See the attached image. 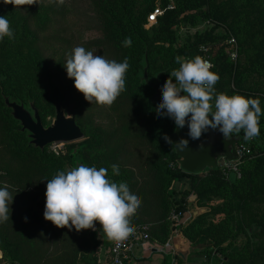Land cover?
<instances>
[{"label": "trees", "instance_id": "1", "mask_svg": "<svg viewBox=\"0 0 264 264\" xmlns=\"http://www.w3.org/2000/svg\"><path fill=\"white\" fill-rule=\"evenodd\" d=\"M94 1L105 31V37L100 41L103 49L101 55L107 60L117 62L123 61L126 57L129 64L125 74L124 90L112 104L116 116L107 129L101 125H94L91 119L82 116L88 104L78 96L75 98L78 106L74 113L86 138L67 144L65 152L59 154L49 151L47 147L43 150L36 148L30 144L28 132L21 131L20 122L14 119L11 110L5 106L3 95H9L17 101H23V97L18 87L11 84L13 78L6 74L4 64L0 63V170L14 176L15 167H20L26 174L18 184L32 196V201H25L23 195L13 199L12 204H9L10 219L0 224V247L7 260L6 264H99L100 244L96 241L97 233H91L93 237L91 240L89 229L77 232L74 228H58L50 221H46L43 216L45 192L42 191L43 196L36 200L33 191L46 190L47 179L52 178L58 171H66L65 167L73 166L79 157L89 166L107 169V178L118 183L126 182L131 190L139 194L141 203L131 217V223L133 228L146 226L150 239L160 243L168 240L173 228L171 215L184 214L188 210V197L194 194L196 205L203 211L189 220L182 227V232L192 244L196 243L194 245L198 249L196 252L204 254L203 264H210L215 252L221 256L220 262L216 264H264L261 259L264 244L262 246L260 242L246 243L244 248L238 251L224 252L221 247L214 249L212 247V244L221 246L227 242L231 234L235 232L237 235L241 228L251 225V220L260 227L261 235L264 233V208L261 210V205L257 203L259 200L264 202V115L259 117V136L251 141H245L243 130L238 133L242 135V139L236 147L242 150L244 156V159L239 161L241 172L239 178L231 179L222 168L203 175H192L180 170L174 145L163 140L165 134L168 136L173 132L175 125L171 119L157 115L155 111L157 105L150 103L153 90L141 82L145 52L151 75L153 59L162 52V46L166 49L165 44H172L167 47L170 51L169 60L163 67L158 66V70H155V74L162 72V79L165 81V75L179 67L175 57L189 54L190 49L194 47L189 43L190 39L178 49L173 47L176 33L173 26L177 23L179 10L167 9L163 16H158L157 24L151 33L145 29L144 24L145 19L159 8L154 2L146 1V10L140 11L138 0ZM196 1L184 0L182 5L184 9L194 8ZM198 1L202 4L208 2L213 7L220 3L225 10L229 9L235 14L236 21L243 24L242 38H238L241 41L240 45L243 42L248 52L252 53L253 50L255 53L260 45H263L264 32L262 34V31H258L259 27H264V17L261 16V10L264 8L262 0ZM43 9L45 11V7ZM33 11L31 8L22 25L25 32L31 29ZM56 11L63 12L61 8ZM141 13L144 14L142 19ZM214 19L218 20L215 14ZM210 33L200 35L201 39L207 40L206 36L211 35ZM126 37L131 38V47L122 45ZM37 39L35 34L34 36L26 34L11 40L5 37L0 41V55L9 53L16 46H27ZM204 56L203 53L200 57L204 59ZM165 57L166 55L163 56ZM225 59H228L227 53L224 49H219L211 61L221 63ZM227 66L230 73L234 71L239 76L235 93L258 98L254 96L255 87L243 86L247 77L245 74L240 75L241 64L237 63L235 66L231 63L224 65L222 69ZM58 77L60 85L66 86L59 85L56 99L65 105L72 101L69 95L67 97V90L70 86L74 88V82L63 84L60 82L61 76ZM7 86L9 91L6 89ZM215 93L216 91L213 96ZM37 108L42 118V110ZM261 108L264 111V107ZM87 127L91 131L89 135L86 133ZM123 129H126L125 137L122 135ZM102 145L105 146L104 149H101ZM113 164L119 165V175L113 173ZM185 179L188 181L187 187H182L181 182ZM216 198L222 199L223 202L214 205ZM220 214L219 219L209 220L211 215ZM235 227L238 229L235 230ZM227 229V235H222ZM208 240L213 242L210 243ZM248 246L250 250L246 252ZM128 262L126 260L123 264H129Z\"/></svg>", "mask_w": 264, "mask_h": 264}, {"label": "rangeland", "instance_id": "2", "mask_svg": "<svg viewBox=\"0 0 264 264\" xmlns=\"http://www.w3.org/2000/svg\"><path fill=\"white\" fill-rule=\"evenodd\" d=\"M146 1L150 3L154 2L155 6L161 9V14L159 16H163L167 9L176 8L177 11L179 10L178 12H180V14H178L176 18L177 23L173 26L176 32L173 47L175 49L180 48L182 45H185L187 39H190L189 43H192L194 46L190 49L191 51L189 54L185 56L181 55L180 57L191 59L195 56H202L204 53V55H210L212 58L219 49H224L227 53V49H231L232 46L236 47L238 50V57L236 60L231 59L227 53L228 59L223 60L221 63L220 61L216 63L212 62L213 72L219 76V80L214 85V89L216 93H226L228 95L236 94L235 88H238V74L236 75L234 71L230 73L228 66L224 69H222V67H224V65H230L231 63L236 66L237 63H240L242 66L241 70L243 71H241L240 75L245 74L247 77V81H244L243 86L246 88L249 86L255 87L256 91L254 96L260 99V105L264 107V43L260 45L259 50L255 53L253 50L252 53L248 52L243 42L242 45H240L241 41H239L238 38H242L243 24L236 21L237 17L231 10H225L220 3H218L216 7H213L210 6L208 2L202 4L198 0L194 8L186 9H184L182 5V1L184 0H138L140 11L146 10ZM262 1L264 3V0ZM44 7L45 11L43 9ZM21 8L22 10L19 7L15 9L12 4L5 5L0 3V14L6 15V18L9 20L10 28L14 31V39L26 34L28 36H34L35 34L38 39L33 40L27 46H16L9 53L0 55V63L4 64L5 69H7L6 74H9L13 78L11 84L15 85L14 87H18L19 93L23 97V101L19 102H23L30 110V103H34L36 107L41 108L42 121L45 125H49L55 118L57 88L60 85L58 75L61 76L60 82L63 84L73 81V79L67 77L66 69L63 67V64L71 54L72 49L77 46H82L86 50L92 51L94 55H101L103 49L100 41L105 37L104 24L94 0H64V3L61 5L50 3L49 0H39V3L26 4L21 6ZM31 8L34 10L31 14V29L25 32L22 29V25L30 14ZM58 8H61L63 12L57 13L56 10ZM214 14L216 19L220 21L213 20ZM143 15L144 14L141 13V19ZM261 16L264 17V8L261 10ZM145 20V29H148L152 33L153 27L157 24V20L154 23L148 22V18ZM258 31H262L263 34L264 27H259ZM209 32H211V35L208 34L206 36L207 40H202L200 35H206V33ZM230 41H232V44ZM170 45L172 46V44H165L164 47L166 49L162 46V52H159L157 57L153 59L154 65L153 69H151V77L156 75L155 70H158V66L163 67V64L167 63L169 60L170 51H168L167 47ZM202 50L204 52H202ZM164 55H166L165 58H163ZM104 58L106 59V57ZM160 61L162 63H160ZM142 74L143 67L141 69V75ZM169 76L170 74L165 75L164 80L166 81ZM255 83H257V85ZM9 86L6 87L8 91ZM63 86L65 87L66 85H60V87ZM68 95L69 98L71 97L72 101H68L65 105L62 104L63 108L67 114H75L74 111L78 106L75 98L81 96L84 99V96L75 89V87L72 88L71 86L67 90V97ZM87 104L88 106L85 108L82 116L91 119L94 125H101L103 128L107 129L112 119L116 116L115 107L112 105H91L89 102H87ZM210 104L213 105L214 110V96ZM82 116L80 114L81 120L84 122ZM86 133L89 135L91 131L88 129ZM122 135L123 137L126 136V129H123ZM67 144H52L47 148L49 151L59 154L65 152ZM104 147L105 146L102 145L101 149H104ZM79 165L89 166L83 158L79 157L73 166L67 165L65 170H71ZM15 169L16 176H11L5 171L0 170V187L10 189L9 192L13 196V199L23 195L22 198L25 201H32V196L27 194L18 184L20 181L22 182L26 173L21 170L20 167H15ZM231 179H235L233 174L231 175ZM33 191L36 200L43 196L42 191L46 192V190L38 191L37 189H33ZM190 196L188 197L189 201ZM222 202V199L216 198L214 200V205L221 204ZM257 203L261 205L262 210V207L264 208V202L259 200ZM254 210L256 211V208H254ZM202 211L201 209L197 214ZM220 216L221 214L217 216L211 215L209 220L219 219ZM248 216H250V214ZM252 221L253 220H251V225L245 226L244 229L241 228V232L237 235L235 232L233 233L234 235L231 234L229 240L224 242L221 246L212 244L213 249L221 247L224 249V252L238 251L243 249L246 243L249 242H260V245L263 246L264 233L262 232L261 235L260 227L255 222L252 223ZM237 229L238 227H235V230ZM92 232L97 233L94 229H89V236H91ZM227 233L228 229L222 232V235H227ZM102 235V239L105 240L106 234L103 229ZM98 236L99 234L96 235V241H99ZM90 238L91 240L93 239L92 236ZM208 241L210 243L213 242V240ZM208 241H205V243H209ZM192 245L194 246L196 243ZM250 247L253 248V246ZM249 250L250 248L248 246L245 251L249 252ZM261 254V259L264 261V248L261 250ZM214 256L210 264L220 262L221 256L216 254V252ZM2 263H7V260L4 258L3 251L0 247V264Z\"/></svg>", "mask_w": 264, "mask_h": 264}, {"label": "clouds", "instance_id": "3", "mask_svg": "<svg viewBox=\"0 0 264 264\" xmlns=\"http://www.w3.org/2000/svg\"><path fill=\"white\" fill-rule=\"evenodd\" d=\"M61 5L64 0H49ZM15 9L39 0H0ZM5 37L14 39V31L6 15H0V41ZM124 47H131L132 40L126 37ZM179 65L169 78L162 82V98L155 108L157 115L174 121L177 129L186 124L188 135L197 139L209 129L217 130L225 140L233 133L243 130V139L251 141L259 136V117L264 115L258 98L240 94L216 93L214 110V85L218 74L210 71L211 64L200 56L191 59L175 57ZM63 67L67 77L73 79L74 87L92 104L111 106L125 87L128 59L107 60L103 55H94L82 46L72 49ZM174 78V80H173ZM164 140L173 144L165 134ZM188 141L181 139L175 145L186 147ZM112 171L119 175V165L113 164ZM44 219L58 228H74L77 232L95 229L99 221L109 239L123 240L133 232L131 217L141 203L139 194L130 189L126 182H115L107 178V169L79 165L68 171H58L47 179ZM13 196L6 187H0V224L8 221L9 204ZM27 220V217H25Z\"/></svg>", "mask_w": 264, "mask_h": 264}, {"label": "water", "instance_id": "4", "mask_svg": "<svg viewBox=\"0 0 264 264\" xmlns=\"http://www.w3.org/2000/svg\"><path fill=\"white\" fill-rule=\"evenodd\" d=\"M141 82L152 88L153 94L150 103L158 105L162 98V82H164L162 72L151 77L146 52ZM3 100L5 106L11 110L14 119L20 122L21 131L28 132L30 144L36 148L43 150L52 144L74 143L85 139V133L77 123L76 115L67 114L58 99L55 103V118L49 125L43 123L39 109L34 103H30L32 112L23 102L12 99L9 95H3ZM168 137L173 141L175 152L178 155L179 169L188 174L203 175L209 171H217L220 168V160L224 158L230 161H242L244 159L236 147V144L242 139L240 134H231L229 140H225L217 130L209 129L200 138L192 139L188 135L186 124L180 129L174 126L173 132ZM181 139L187 140L188 143L186 147L177 148L175 144Z\"/></svg>", "mask_w": 264, "mask_h": 264}, {"label": "crops", "instance_id": "5", "mask_svg": "<svg viewBox=\"0 0 264 264\" xmlns=\"http://www.w3.org/2000/svg\"><path fill=\"white\" fill-rule=\"evenodd\" d=\"M188 181L185 179L181 182L182 187H187ZM196 195L191 194L188 205V210L181 216L180 225H172L173 228L165 243H160L150 239L142 243H135L129 251V264H203L205 256L202 253H197L196 246H193L191 241L187 239L182 227L197 215L201 209L196 205ZM95 231L98 236L99 248V264H102L109 258L111 240L106 236L102 239V227L99 221H95ZM104 241V242H103ZM214 258H212L211 262Z\"/></svg>", "mask_w": 264, "mask_h": 264}, {"label": "built area", "instance_id": "6", "mask_svg": "<svg viewBox=\"0 0 264 264\" xmlns=\"http://www.w3.org/2000/svg\"><path fill=\"white\" fill-rule=\"evenodd\" d=\"M161 14V9L157 8L153 13L148 16V22L154 23L157 20V17ZM232 44V41H230ZM227 53L231 59L236 60L238 57V50L236 47H231V49H227ZM205 61L209 62L212 66L211 56H204ZM212 67L210 68V70ZM240 155H243L242 150L238 149ZM220 168L228 174V176L234 175L235 178H239L241 176V172L239 169V161H230L227 159H221L219 162ZM183 214L181 213H173L171 215L172 225L178 226L180 225V219ZM147 227L137 226L133 228V232L130 233L123 240H113L111 239V247L109 258L104 261L102 264H123L129 257V251L133 244L142 243L150 240L149 234L147 232Z\"/></svg>", "mask_w": 264, "mask_h": 264}]
</instances>
